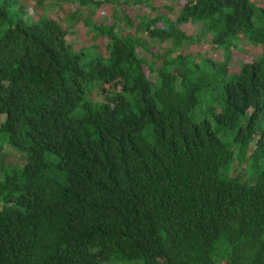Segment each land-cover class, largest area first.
I'll list each match as a JSON object with an SVG mask.
<instances>
[{"label": "trees", "instance_id": "obj_1", "mask_svg": "<svg viewBox=\"0 0 264 264\" xmlns=\"http://www.w3.org/2000/svg\"><path fill=\"white\" fill-rule=\"evenodd\" d=\"M183 1L125 34L91 23L106 56L67 42L79 15L0 5V134L26 156L0 181V264H264V54L227 71L241 36L264 49V9ZM187 24L227 61L183 55Z\"/></svg>", "mask_w": 264, "mask_h": 264}, {"label": "rangeland", "instance_id": "obj_2", "mask_svg": "<svg viewBox=\"0 0 264 264\" xmlns=\"http://www.w3.org/2000/svg\"><path fill=\"white\" fill-rule=\"evenodd\" d=\"M3 1L4 0H0V5L3 4ZM116 1L119 3L118 5L116 4ZM116 1L43 0V4L38 5L36 0H19L20 7L25 9L26 14L24 15L13 0H9L8 8L14 19L15 17L25 16L24 18L27 23L34 24L39 18L50 17L63 29H66L68 25L65 21L69 15H79L81 16L82 21L76 26H71L67 42L75 51H86L89 48H93L95 53L106 56L105 47L107 39L96 37L93 33L94 28L92 27V24L96 26H115L117 31L120 30L125 34L129 33L130 30L126 29L121 22L123 16L129 17L136 24L138 22L137 18H140L141 16L153 18L160 15L174 20L185 5L183 0H142L145 2L143 5L133 4L128 0ZM251 2L258 8L264 9V0H251ZM99 3H101L100 6H97ZM151 8H155L157 12H153ZM88 22H90V25H86ZM158 27L162 28V25L159 24ZM201 29L202 26L200 24H187L181 27V30L184 31L187 36L195 38L197 41L196 43L187 44L183 51V55H192L196 58L197 62H200V58H207L214 62L227 61L224 51L214 48V45L211 44V37L207 36L197 39ZM153 32L154 34H159L158 31L154 30ZM146 41L152 44L150 50L153 54L164 53L171 48L170 43L160 45L158 42L151 41L148 38H146ZM140 54L144 56L143 53L140 52ZM263 54L264 49L250 43L241 36V44L239 45V48L231 50V58L228 62L227 69L228 74H238L243 64H249L252 60L262 57ZM88 60L89 58H86L85 62ZM145 74L148 79H153L147 70L145 71ZM114 86L115 88L119 87L118 83ZM105 89L107 91L110 90L109 87H106ZM90 98L92 101L101 102L102 96H100L99 92H95ZM111 102H114V99H111ZM4 120L3 117H0V125ZM25 157V155L14 151L11 146L8 145L7 137L0 134V181L5 175L11 176L13 175V171L22 170ZM108 264H137V262H120V260H115Z\"/></svg>", "mask_w": 264, "mask_h": 264}]
</instances>
